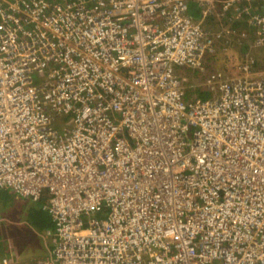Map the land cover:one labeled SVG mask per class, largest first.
I'll return each instance as SVG.
<instances>
[{
  "label": "built area",
  "instance_id": "obj_1",
  "mask_svg": "<svg viewBox=\"0 0 264 264\" xmlns=\"http://www.w3.org/2000/svg\"><path fill=\"white\" fill-rule=\"evenodd\" d=\"M199 1L264 51V5ZM188 2L0 0V189L50 214L39 264H264V77L187 99L221 38Z\"/></svg>",
  "mask_w": 264,
  "mask_h": 264
},
{
  "label": "rangeland",
  "instance_id": "obj_2",
  "mask_svg": "<svg viewBox=\"0 0 264 264\" xmlns=\"http://www.w3.org/2000/svg\"><path fill=\"white\" fill-rule=\"evenodd\" d=\"M250 35V31H245ZM240 55L238 57V63L243 58H248L249 51L243 52V47L238 48ZM259 49L255 50L258 54ZM262 55L258 54L257 62L259 65V72H255L250 75L251 79H259L264 77V52L260 51ZM212 68L215 66L219 68V63L209 62ZM211 68V69H212ZM210 71H215V69ZM210 73V72H209ZM208 72L203 75L202 78L207 80L210 76ZM194 78L199 81V75L195 72ZM186 81L192 86V82L187 76ZM194 86V85H193ZM196 87H191L195 89ZM0 193L7 198L10 194L9 191L0 190ZM15 205L8 200L3 201L2 210L4 211V220H0V264L4 259L7 260L8 264H35L37 261L47 252V248L52 242V233L50 231H39L32 222L26 218V211L23 209H14Z\"/></svg>",
  "mask_w": 264,
  "mask_h": 264
},
{
  "label": "clouds",
  "instance_id": "obj_3",
  "mask_svg": "<svg viewBox=\"0 0 264 264\" xmlns=\"http://www.w3.org/2000/svg\"><path fill=\"white\" fill-rule=\"evenodd\" d=\"M198 2H200V1L198 0ZM199 14L202 16V20H198V21H201L202 26L211 35V37L215 38L216 35H221V38L215 40V42H216L215 43V45H216L215 46V53L211 54L210 56L207 57V62L205 64L206 72L201 73V72H199V70L197 68H195V72H197L199 75L200 83L197 80L198 84H196L194 86L192 84V87H203L205 89L210 90L208 87L204 86V83L206 82V80L202 78V76L206 75L207 72L208 73L210 72L209 73L210 75L212 73L219 72L223 75L224 78H230L233 76V73L236 71L237 75L246 76L247 78H250V75L255 73V71L252 72V69L250 68V65L248 63H246V64L238 63V57L240 55V50L238 48L240 47V44L237 46L235 44H237L236 42H240L241 40L249 39L251 36H253L252 32L250 33V35L247 34V32H245L243 34H239L238 32H234V31L230 30L229 27L224 22L225 27H227V30H225L216 21L214 22V18H212L210 16H207V17L203 16V13L201 14V11ZM208 18H211L213 20V22L212 23L209 22L210 24L207 27V26H205V22H206V19H208ZM225 19L228 20L227 17H224L223 20H225ZM194 21H197V20H194ZM229 22L232 23L233 21H229ZM212 24H214L215 26H213ZM245 26L247 28H250L247 25H245ZM252 44H254V43H252ZM219 48L221 49V51H219ZM254 50H255V47L253 46L251 51H249V55H248L249 58L251 57ZM213 61L216 63H219L220 69H218L216 66L214 68H212L208 64L209 62H213ZM258 65H259V63H258ZM242 66H245L247 68V70L244 71L242 69ZM258 68L259 67L256 68V66H254V70L255 69L259 70ZM187 69L188 68L179 69V72H182V75H185L186 78L188 76L185 73ZM190 69H194V68H190ZM210 69L211 70L215 69V71H210ZM213 95H214V93H213ZM194 98H197V96H194L191 99H194ZM199 99H201V98H199Z\"/></svg>",
  "mask_w": 264,
  "mask_h": 264
},
{
  "label": "trees",
  "instance_id": "obj_4",
  "mask_svg": "<svg viewBox=\"0 0 264 264\" xmlns=\"http://www.w3.org/2000/svg\"><path fill=\"white\" fill-rule=\"evenodd\" d=\"M50 1V0H49ZM251 5L254 9L253 12L254 13H262L263 12V5H264V0H244L242 1L240 4L236 5L237 10H235L236 12L239 10H242L244 6L246 5ZM200 13V12H199ZM199 13L195 14L194 16H198ZM225 24L229 27L230 30L234 31V32H238L239 34H243L245 33L244 30H246L245 27V23L244 21L241 22L240 20H233V22H229L227 19L224 20ZM249 30V29H248ZM247 31V30H246ZM252 31V28L250 27V33ZM251 43H254L255 46V38L253 36H251ZM248 40V39H245ZM248 42H246V45L243 46V52H248V47H247ZM259 49L258 54L262 55V53L260 51H262V48H257L255 46V50ZM252 53L251 57L249 58H243L239 63L241 64H246L248 63L250 65V68L252 69V72H259V70H254V66H258L257 62V56L258 54H256V52ZM219 51H221V49L219 48ZM264 52V51H263ZM259 58V56H258ZM260 67V66H259ZM194 75H191V78H194ZM195 79V78H194ZM188 92V93H187ZM186 92V98L187 99H191L194 96H197V98H201V99H208L210 97H212L213 92H211L208 89H205L203 87H196L195 89H191L190 91ZM5 191V189H0ZM9 191V190H6ZM11 192V191H9ZM5 200L8 202V200H10L14 205L16 210L19 209H24L26 211V218L32 222V224L39 229V231H43L44 233L46 231H53L54 229V224L52 221V218L50 216V214L48 213L47 210H45L43 208V205L41 203H30V204H26V206H21L20 204H18V202L15 200L14 198V194L10 193L8 196V200L7 198H5L1 193H0V220L3 219L4 220V211L2 210V206H3V201Z\"/></svg>",
  "mask_w": 264,
  "mask_h": 264
},
{
  "label": "crops",
  "instance_id": "obj_5",
  "mask_svg": "<svg viewBox=\"0 0 264 264\" xmlns=\"http://www.w3.org/2000/svg\"><path fill=\"white\" fill-rule=\"evenodd\" d=\"M201 4H202V2H198V0H189V2H188L189 14L193 17L194 20H197V21L198 20H202V16L200 14L198 16H194L195 14L199 13L200 11H201V14H202L203 6H201ZM222 19H223V17H222ZM209 22L212 23L213 20L211 18L206 19L205 26L208 27V25L210 24ZM212 25L215 26L214 24H212ZM244 28H246L247 31H250V28H247L246 26ZM246 30H244V31H246ZM251 39L252 38L250 37L248 40H241L240 42H236L237 44H235V45L237 46V45L240 44V47L241 46L243 47L244 45H246V42H248V44H247L248 51H251V49L254 46V44L251 43ZM50 233H52V237H53L51 245L47 248V252L35 264H39V261L51 257L52 248H53V244H54V241H55L54 229H53L52 232L50 231Z\"/></svg>",
  "mask_w": 264,
  "mask_h": 264
},
{
  "label": "flooded vegetation",
  "instance_id": "obj_6",
  "mask_svg": "<svg viewBox=\"0 0 264 264\" xmlns=\"http://www.w3.org/2000/svg\"><path fill=\"white\" fill-rule=\"evenodd\" d=\"M185 73L189 76V79H190V81L193 83V85L198 84V82H197L196 79L191 78V75H194V73H195V69H190V68H188V69L186 70ZM185 87L187 88V91H190L192 86H190L189 82L186 81V83H185ZM187 93H188V92H187Z\"/></svg>",
  "mask_w": 264,
  "mask_h": 264
}]
</instances>
